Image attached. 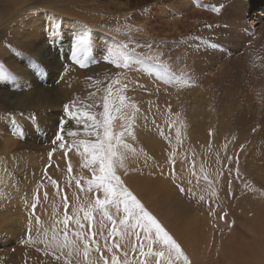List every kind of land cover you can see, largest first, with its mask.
<instances>
[{"label": "rangeland", "instance_id": "374dc122", "mask_svg": "<svg viewBox=\"0 0 264 264\" xmlns=\"http://www.w3.org/2000/svg\"><path fill=\"white\" fill-rule=\"evenodd\" d=\"M15 1L18 0H0V50L5 46L7 47H5L6 49L4 48L6 52H0V138H2L3 141L6 139H10L9 141H11L14 138L17 141L16 145L18 144V147H15L16 149L13 151L16 152L17 150L18 153L15 154L16 157L14 156V153L11 154L12 151L7 152V155L6 150L3 149V143L6 141L2 142L0 139V167H3L13 175L17 185L20 183L21 186L24 187L26 184L25 188L28 189L34 187L33 195L35 194V196H32L33 198L31 197L30 202L34 201L35 197L38 199L40 194L41 196H48L51 191L49 193H47V191L50 190L51 187V190H57L59 192V197L63 202V204L61 203L59 205L62 206V213L60 212L59 217H56L57 220L55 222H60L59 231L64 237L77 230V228L72 230V224L75 225L73 222L76 215L71 216L72 214L68 211V209L72 208L73 206H71L70 201L67 199V187L62 184H58L57 180L64 177V180L75 183L78 191L82 192L85 189L83 184L80 182L83 179L81 178L83 174H79L81 172L77 171L81 170L79 161L81 160L83 165L88 164L87 167L89 170L95 168L97 174V169L99 170L98 164L93 163L92 161V154L86 153L84 151V144L81 143L82 141L95 142V135H89L90 129L85 127L83 120L80 123H77L76 120H72L70 117H68L65 111V106H69L76 113L88 112L96 116L97 120H103L104 97L110 93L109 108L110 115L112 117L111 133L114 136H118L122 142L121 136L118 135L119 131L122 129L116 126V123L120 119L115 117L117 116L115 114V111L117 110L115 109L119 106H116L113 102L116 101V98L114 99V97L119 95L122 96L121 93L124 91V89H120L118 86L120 93L118 92L119 95L118 93L116 95L115 92L112 91V85L114 83L117 84L116 82L118 79L120 80L119 73L122 68H130L135 74V84L139 88L144 72L142 68L143 66L139 61H133L132 64H129L128 62L130 59L126 56L127 65L125 66L124 58L114 52L115 47L113 42L107 43L103 39L99 40L92 38L90 34V32H92V26L94 27L93 30L97 31L98 29L99 31L109 33L118 45H122L124 47L127 54L134 55L136 58H143L149 61L150 67L147 66L148 69L146 70L147 90L145 94L146 97L144 98L147 102L149 111L152 110V100L155 98V93L161 91V87L157 88V86L161 85L158 80L162 78L160 75L155 73L154 70L161 66H165L158 58L162 55L165 64V60L167 58L171 59L170 62H175L173 72L176 78L190 80L195 83L200 82L202 86L204 83H207L204 85L205 88H208L206 89L208 91L207 97L205 95L202 98L199 92L196 91L195 94L190 93L169 100L165 107H163L164 104H162V108L166 109V111H170L172 109V105H177L178 107L177 111L172 112L168 117L169 123L165 128H179L180 134L178 139H181L178 140L177 151L179 153V157L185 160L188 171H192L191 162L192 159H194V153L192 151L188 152L190 148L188 150L186 148H182L184 141L183 138L187 134L184 125H186V118L190 119V125L192 124V118L194 115L190 108H194L195 106H198V109L196 108L198 111L205 113L210 111V109H208V107H210L211 111H215L214 115L219 118L221 116L220 114L231 108H234L233 112H236L239 109L240 113L243 114L242 111L247 109L245 106L247 105L246 102L251 97L253 101L256 103L258 102V105L254 108L255 115L257 116V122L255 121L254 123L253 119V126L251 125L252 128L250 129L249 136L245 142L252 146V139L256 134H258V138L263 137L262 144L264 149V15L255 14L257 11L260 12L263 10L260 8L261 6H264V0H65V3L60 0H54V3L57 2L58 4L59 2L60 5L61 3H64L63 5L67 4L69 5L68 7H70V9H76V12L81 13L84 17H89L88 22H83L82 20L78 21L74 18V15L73 18L71 17L75 23L84 25L85 29L87 30L86 32L88 34L89 41L91 40V50L86 53L87 55L84 54L85 56H83V58L86 57L84 67H81L77 63L71 62V58L74 55V38L71 36H66V42L61 46L54 42L47 43V45L37 51L36 55L34 56L30 53V51L17 48V46L12 45L15 43L8 42L7 40L9 37L7 36L11 35V28H15L16 22L18 20L16 19V17H18V12L22 10L16 9L17 6H22V4H17ZM11 6H13V9L15 10L12 13H10L12 8ZM169 7H171V9L176 8V10H178L177 17L179 20L177 22L178 29L176 32H173L175 28L173 29L171 24L167 23L166 16L164 15L166 11H171ZM8 13L10 15H8ZM13 22H15V24L12 25ZM23 24L25 23L23 22ZM23 24H21L22 27H24ZM8 32L10 34H8ZM25 39L26 41H29L30 38L25 37ZM52 46L55 47L52 51L55 63H49L47 60H45V58L49 56L48 53ZM95 46L99 48H96ZM112 53H115L116 55H112ZM47 65H49V68ZM32 67H37L39 78L29 82L24 78L27 70H32ZM74 67L88 74L86 76L93 80L101 78L97 83L99 97L95 102L94 107L90 110L82 109L81 95L72 92L71 89L64 88V85L67 86V80L70 76L71 70ZM180 68L182 72L180 71ZM168 79L169 77L163 78L164 81H167ZM24 82L29 83V85H24ZM131 89H134V87ZM193 95H196L197 97L184 100L188 97H192ZM44 98H47L49 101H51L52 105L49 107L42 106L39 102ZM198 98L200 100H197ZM195 100L197 105H194L193 103ZM181 108L185 110L182 115V112H180ZM125 110L127 111L125 112L123 110L125 114L123 111H121L119 114L122 119H126L131 115V112L128 110V106ZM147 117L148 118L145 125H143L144 122H141L138 118H135L133 122V132L139 138L137 141L139 142V146H137V148L135 144H128V146L129 148H134L136 150V155H138L141 150L145 151V148L141 146L143 143L140 144L142 140L140 137L141 128L145 126L152 128L153 131H156L157 128V120L153 119L154 115L148 114ZM22 119H24V121ZM88 123L91 125L95 122L88 121ZM15 128L17 129L14 132ZM259 130H261V132ZM57 136H61L62 139L58 140ZM15 140L12 141L16 142ZM232 140L234 141L235 138L233 137ZM220 141H224L223 137H221ZM27 142L29 143L27 144ZM207 143L212 144V140L207 141ZM21 145L25 150H20ZM113 147L114 149L116 148L114 141ZM26 148L30 149L27 150ZM180 148L181 150L183 149V151H181ZM119 149L120 147L117 151L118 154H116V157L113 158L114 160L112 159V162L116 163L115 166L113 163V171L117 176L122 172V174L119 175V178L124 186L127 187L122 181V177H124L125 172L122 171L123 169L121 163L118 162L120 155H123ZM244 149H246V147ZM248 150L249 149H247V151ZM20 153L23 155L33 153L35 156H40L41 160H39L38 157V164L32 170V176L38 177V180H29L28 178H30V174H28L26 177V175L17 171V166L20 162L18 154ZM145 153V160L147 159V161H149L153 159V156L151 153L147 152V150ZM171 153H176L175 148L172 149ZM262 154L264 155V152H262ZM10 155H13L14 158ZM236 156L238 157L234 158L232 155V159L230 158L227 164L230 163L229 169L231 173L237 175V173H240L239 165L242 163V161L238 153ZM43 159L44 161L49 160L48 162L51 165L49 163L43 162ZM175 161H169V182L175 187L173 191L175 193L176 191H179L180 194L177 178L179 177V168L177 167L179 166V163L177 165V162ZM39 162H41V167ZM89 163L91 168L89 167ZM94 164L96 165L93 166ZM62 166L63 168H61ZM87 167L84 168L88 169ZM223 167L225 166L223 165ZM36 168L40 169L37 170ZM48 168L52 170L50 171L52 174L49 172ZM69 168H71V171H69ZM62 169L65 172L62 173L65 175L62 174L61 176L60 171ZM91 172H93V170H91ZM91 172L89 171V174L87 172V175H91L90 180L86 178L88 181L95 179L93 176L94 174ZM56 175L59 177L58 179L55 178ZM28 180L29 184H27ZM39 180L42 183V185H40L41 188L36 187L39 184ZM198 180L202 181L201 177H199ZM230 180L233 179L230 178ZM77 181H79V185L77 184ZM88 181H86L85 184L87 187L86 189L88 190V196L86 195L85 199L81 200L83 205H81L80 214L83 215L85 211H88L90 208L94 207L95 200L97 198H104L102 189L97 190L95 184L93 183L94 186H91L92 184H88ZM45 183L48 185L51 183V185L48 186ZM30 186L31 188H29ZM175 193L173 194L174 198H176ZM13 197L10 201L3 198L1 201L2 203L0 202V206L2 207L3 205L7 204L19 205L20 203H26V199H24L23 195L15 194ZM137 199L139 198L137 197ZM65 203H67V208H65ZM32 206L33 204H31L30 208ZM177 209L178 205L176 203L172 204V210L177 211ZM0 210L2 211V209ZM112 210L113 209L109 207L110 213L113 212ZM147 211H149L157 219V221L166 231V227L162 225L159 215L153 210ZM31 212H33V210ZM227 212L228 209L226 211H215L216 216L213 218V220H211L213 225L212 231L217 229L218 233H221L222 235L223 232L220 229L228 222ZM35 215L36 222L40 221V215L37 212H35ZM66 216L69 217V230L67 233L64 232L63 224ZM101 216L102 213L100 211H94L93 220L91 223L93 224L94 222L98 221ZM105 223H107L108 228H111V222H108L106 218ZM117 228L118 234L116 236L107 235L106 240H109L111 245H120L119 248H116L118 251L116 249L114 251V254L120 264H125V261H127V264H147V262L148 264H168L167 246L164 245L163 249H159L157 245L162 244V242L156 243L155 241L151 240L152 238H155L154 234L151 238H146L142 230L137 229L136 231L140 234L139 240L135 235L130 234L131 240L128 241L129 238L127 235H125V237L122 239L121 235L119 234V229L123 228V226L117 224ZM105 233L108 234L107 229L105 230ZM6 235L7 234L4 235L0 233V264H4L5 259L11 256L19 261V264H24V260L18 253L21 244H19L17 240H13ZM212 236V238L222 239V236H217L216 233H213ZM145 240H150V247H152L149 250L138 249V246L144 245ZM173 240L179 244L175 238H173ZM214 244L215 243L213 239L209 246V257L210 254L215 255L217 253L214 250L216 247L213 248ZM97 248L102 254H100L101 256L99 255V258L102 259H100L102 262L101 264H105V261H108L110 264L111 258L105 256L103 249H100L99 247ZM181 248L182 247L180 246V249ZM159 250L165 253L164 256L157 255ZM181 251L183 256H181L180 260L177 261L176 264H184L185 257L187 258V264H190V259L187 252L185 253V250L183 249H181ZM155 254L156 257L154 256ZM149 256H152L153 258L151 263ZM199 264H216V260L212 256L210 259L208 258L207 261L204 260L203 263L200 261Z\"/></svg>", "mask_w": 264, "mask_h": 264}, {"label": "bare ground", "instance_id": "6f19581e", "mask_svg": "<svg viewBox=\"0 0 264 264\" xmlns=\"http://www.w3.org/2000/svg\"><path fill=\"white\" fill-rule=\"evenodd\" d=\"M60 1L64 2L65 0ZM15 2L17 4H22V6L16 7V9L22 10L18 12V17L20 18L16 17L18 20L16 22L15 28H11V35L7 36L9 37L7 41L15 43L12 45L17 46V48L30 51L33 56L36 55L37 51L45 47L49 42H54L61 46L65 44L66 36H71L74 38L77 35L87 31L83 24L75 23L72 18L74 15V18L78 21L82 20L83 22H88L89 17H84L81 13L76 12V9H70V7H68L69 5L67 4L63 5L65 2L61 3V5L59 2L58 4L57 2L54 3V0L53 2L52 0H18ZM11 7L10 13L15 11L13 9L14 7ZM169 8L171 9V7ZM260 9L263 10L260 12L257 11L255 13L256 15H264V6H261ZM8 15L10 14L8 13ZM164 15L166 16L167 23L171 24L173 29L175 28L173 32H176L178 29L177 22L179 20L177 17L178 10L173 8L171 11H166ZM23 22L25 24H23ZM13 24H15V22H13L12 25ZM21 24H23L24 27H22ZM53 24H57V32L55 33L54 37H51V26ZM93 28L94 27L92 26V32H90L92 38L99 40L103 39L107 43L113 42L115 47L114 52L119 54L122 58H125V56L128 57L130 59L128 62L129 64H132L133 61H139L140 64H142V68L144 70L139 88L135 84V74L130 68H122L119 73L120 76L118 75L120 80L118 79L119 81L117 80V84L114 83L112 85V91L115 92L116 95L119 92L118 86L120 89H124V91L121 93L122 96L119 95L120 92L118 93L120 97H124L123 102H121L119 96L114 97V99L116 98V101L113 102L116 106H119L115 109L119 111H115V114L117 115L115 117L120 120L117 123H114H116V126L122 129L118 133V135L122 138L121 145L135 144L136 148L139 146V142H137L139 138L133 132V122L135 118H138L141 122H144L143 125H145L147 122L148 114H153V119L157 120L156 131H153L152 128L145 126H143L140 130V137L142 138L140 144L143 143L141 146L145 148V151L147 150V152L151 153L153 156L152 160L147 161V159H144L146 157L144 150H141L138 155H136V150L134 148L131 149L129 147H120L119 150L123 155H120L118 162L121 163L123 169L121 170L125 172L124 177H122V181L131 190V192L140 199L146 210H153L159 215L162 225L166 227V232H168L171 237L175 238L182 247L181 249L185 250L184 252H187L189 255L190 264H199L200 261L203 263L204 260L207 261V259H210L212 256L216 260V264H264L263 137L258 138L259 135L256 134L252 139V146L245 142L249 136V131L253 126V119L255 123L257 118L254 108L258 105V102L256 103L249 96L250 100H247V105H245L247 109L242 111L243 114L240 113L239 109L238 111L233 112L234 108H231L220 114L221 116L219 115V118L214 115L215 111H211L210 107H208V109H210V111L208 110L209 112L207 111L208 113L198 111V106L190 108V110L193 111L194 117L192 118L191 125L190 119L186 118V125L184 126L187 134L183 138L184 141L182 145V148H186L187 150L190 148L188 152L192 151L194 153V159H192L191 162L192 171L190 172L187 170L185 160L179 157V153L177 151V143L178 140L181 139H178L180 134L179 128H165L169 123L168 117L172 112L177 111L178 107L177 105H172V109L170 111H166V109L162 108V104H164L163 107H165L169 100L190 93L195 94L196 91L199 92L202 98L205 95L207 97L208 91L206 89L208 88H205L204 86L207 83H204L203 87L200 82L195 83L190 80L176 78L173 72L175 62L172 60V63L170 62L171 59L167 58L165 60L166 64L168 65L167 66L164 63L162 55L158 58L165 66H161L154 70V72L160 75L162 78L158 80L161 85L157 86V88L161 87V91L155 93V98L153 100L156 101L152 100V110L149 111L147 102L144 99L146 97L145 94L147 90L146 70L148 69L147 66L150 67L149 61L143 58H136L134 55L127 54L124 47L122 45H118L109 33L99 31L98 29L96 31L93 30ZM10 33L8 32V34ZM25 37L30 38L29 41H26ZM167 46L169 47L168 44ZM4 48H1L0 52H6ZM54 48V46L51 47L48 53L49 56L45 58V60H47L49 63L54 62V56L52 55ZM112 55L116 54L112 53ZM82 59L85 61L86 57H82ZM48 66L49 65H47V67ZM86 75L88 74L74 67L71 70L70 76L67 80V86L64 85V88L71 89L72 92L81 95L82 109L90 110L94 107V104L99 97L97 83L101 78L93 80ZM167 77H169V79L164 81L163 78ZM38 78L39 75L37 72V67H32V70H27L24 79L32 82ZM24 85L28 86L29 83L24 82ZM132 87H134V89H131ZM195 97L197 96L193 95L192 97H188L184 100ZM197 100L200 99L198 98ZM39 103L45 107L52 105V102L47 98L42 99V101ZM193 103L194 105H197L196 100ZM127 106L129 112H131V115L129 114L130 116L128 115V118L122 119L119 114L123 110L127 112L125 110ZM184 111V109H180V112H182L181 115L184 113ZM22 120L24 121V119ZM16 129L17 128H15L14 132ZM259 131L261 132V130ZM121 133H123V135H121ZM221 137H223L224 141H220ZM233 137L235 138L234 141L232 140ZM0 139L2 140V138ZM9 140L6 139V142L2 140V142H5L3 143V149L6 150V154L7 152L12 151L11 154L14 153L15 156V154L18 152L17 150L16 152L13 150L18 147V144L16 145L17 141L14 138L12 140H15L16 142ZM209 140H212V144L207 143ZM28 143L29 142H27V144ZM245 147L246 149H244ZM173 148H175L176 153H171ZM247 149L249 150L247 151ZM20 150H25L22 148V145ZM181 151H183V149ZM33 153L26 155H23L22 153L18 154L20 162L17 166V171L26 175V177L28 174H30V178L28 179L32 181L38 178L32 176V170L35 166H37L38 161L41 160L40 156H35ZM237 153L239 157H241L242 163L239 165L240 173H237L236 175L231 173L229 169L230 163L227 164V162L230 158L232 159V155L234 158L238 157L236 156ZM14 156L12 155L11 157L14 158ZM172 160H176L175 162H177V165L179 163V166H177L179 168V177L177 178L178 188L180 189L181 195L179 194V191H176V193L173 191L175 187L169 182L170 177L168 175V165L169 161ZM42 161L49 163V160L44 161L43 159ZM41 162H39L40 167L42 166ZM81 162L82 161L80 160L79 166L81 170L77 171L81 172L79 174H83L81 176L83 179L80 182L83 184L85 189L84 191H78L75 183L64 180V177L62 179L59 178L57 176L58 174L55 177L57 179L59 178V180L56 179L58 184H62L68 189L66 192L67 199L70 201L71 206H73L72 208L68 209V211L72 214L71 216L76 215L75 219L80 218L81 223L84 225L82 229H79L80 232L85 234L84 236H77L76 233L78 230H76L66 236L67 241L59 231L60 222H55L57 220L56 217H59L60 212L62 213V206L59 205L61 203L63 204V202L59 197V192L57 190H51V187V189L47 191V193L51 191L48 196H41L40 194V197L38 199L35 197L34 201H31V203V197L35 196V194L33 195L34 187L31 188L30 186L29 188L31 189H28L25 188L26 184L24 187H22L20 183L17 185L13 175L3 167H0V202L3 200V198L10 201L15 194L23 195L24 199H26V203L24 202L23 204H7L3 205L2 207L0 206V209H2V211L0 210V233L4 235L7 234L6 236L13 240H17L19 244H21L18 253L24 260V264H101L102 259L99 258L101 253L97 247L103 249V253L108 258H112V256L115 255L114 251L116 248H110V241L105 239L108 234L104 232L103 236L97 235L95 237H91V232L96 230V224L94 223H96L97 218L100 217H97L95 220L96 222L92 224L91 221L84 219L83 214H80L81 205H83L81 200L85 199L88 191L86 189L87 187L85 186L86 181H88L86 178L90 180L91 176L87 175V172L89 174V171L91 172V170H93V168L89 170L87 167L88 164L83 165ZM113 163L115 166L116 163ZM95 165L96 164L93 166ZM223 165L225 167H223ZM84 167H87L88 169H85ZM61 168H63V166ZM50 171L52 170L49 169V172ZM97 171L99 174L98 169ZM60 172L61 176L63 173H65L63 169ZM91 173L93 174V172ZM98 174L96 173V175ZM121 174L122 172L119 175ZM199 177H201L202 181L198 180ZM230 178L233 180H230ZM29 180L27 184H29ZM40 183L41 181L39 180V184L36 187L39 188L40 185H42V183ZM49 185H51V183ZM53 185L55 186L54 183ZM91 186H94V184ZM181 188L183 191H181ZM174 193L176 198L173 196ZM174 203L178 205L177 211L172 210V204ZM31 204L36 206L35 209H33V206L30 208ZM227 209L228 222L220 229L223 232L221 235V233H218L217 229L212 231L213 225L211 220H213V218L216 216V210L219 212L223 210L226 211ZM32 210L33 212H31ZM112 211H114V209ZM35 212L40 215L41 220L38 221L39 223L36 222ZM75 219L73 222L74 224ZM90 223L92 225L91 228L89 227ZM75 228L76 226L72 224V230ZM213 233H216L217 236H222V239L212 238ZM130 236L131 235L129 233L127 235L129 238L128 241L131 240ZM155 239L156 238H152L151 240L155 241ZM213 239L215 243L213 248L216 247L214 250L217 253L215 255L210 254L209 257V246ZM150 244V240H145L144 245H140L137 248L140 250H149L152 247H150ZM157 247H159V249H163L164 244L162 243L157 245ZM85 251H87V255H85ZM160 251L161 250L158 252ZM56 256H60L59 261L56 260ZM154 256L156 257V254ZM13 258L14 257L12 256L6 258L4 264H19V261ZM149 258L151 263L153 258L152 256H149Z\"/></svg>", "mask_w": 264, "mask_h": 264}, {"label": "snow or ice", "instance_id": "6c2138e0", "mask_svg": "<svg viewBox=\"0 0 264 264\" xmlns=\"http://www.w3.org/2000/svg\"><path fill=\"white\" fill-rule=\"evenodd\" d=\"M51 37H54L57 32V24L51 26ZM74 55L71 58V62L79 64L81 67L85 66V61L81 57L85 56L87 52L90 51V41L87 32H83L76 37H74L73 44ZM125 66L127 65V58H124ZM109 95L104 97L103 103V120H97V117L88 113H76L69 106H65V111L68 117L72 120H76L80 123L83 120L86 128H89V135H95V142L82 141L84 144V151L86 153L92 154L93 163H97L99 166V174L96 175V170L93 168V174L95 179L88 181L89 184H95L97 190L103 191L104 198H97L95 200V205L88 211L84 212V219L88 221L93 220V212L100 211L102 213L101 218L96 222V230L91 232V237L97 235H104L107 229L108 236H116L118 234L117 224L123 226L119 229V234L123 239L125 235L129 233L135 235L139 240L140 234L136 231L137 229L142 230L146 238H151L154 234L156 243H163L167 246L168 251V264H176L180 260L183 253L180 249V245L176 243L175 240L165 231L157 219L146 210L144 205L139 199L121 182L119 176L113 171L112 158L116 157L117 150L119 147L128 148L127 144L121 145L120 138L114 136L111 133V120L109 108ZM121 102H123L124 97H120ZM88 121H94L95 123L89 125ZM123 135V133H121ZM57 139H62L61 136H57ZM113 141L115 142L116 148L113 147ZM63 146V145H62ZM71 171V168H69ZM79 185V181H77ZM181 191L183 189L181 188ZM33 205V209H35ZM109 207L114 209L112 213L109 212ZM65 208H67V203H65ZM122 213V216H121ZM105 218L108 222H111V228H108L107 223H105ZM69 217H65L64 232H68ZM75 226L77 228V236H84L85 234L80 232L84 225L81 223L80 218L75 219ZM91 228V223L89 224ZM89 237V238H91ZM107 239V237H105ZM67 241V237L65 236ZM119 244H113L110 248H119ZM164 252H158V256H164ZM174 254V255H173ZM87 255V251H85ZM126 255V254H125ZM56 260H60V256H56ZM105 264H109L105 261ZM110 264H120L115 255L112 256ZM127 264V261H125ZM184 264H187V258H184Z\"/></svg>", "mask_w": 264, "mask_h": 264}]
</instances>
